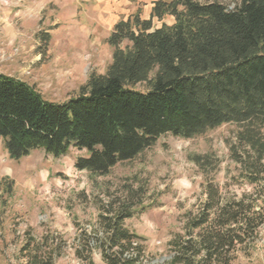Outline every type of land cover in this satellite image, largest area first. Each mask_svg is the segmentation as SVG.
I'll return each mask as SVG.
<instances>
[{
    "label": "trees",
    "instance_id": "trees-1",
    "mask_svg": "<svg viewBox=\"0 0 264 264\" xmlns=\"http://www.w3.org/2000/svg\"><path fill=\"white\" fill-rule=\"evenodd\" d=\"M166 17L174 23L155 28L154 20ZM43 40L48 44L50 36ZM107 43L113 56L106 73L92 72L64 103L46 101L34 87L0 75V142L14 160L36 150L55 158L71 148L84 150L88 156L77 159V170L106 176L165 135L193 139L237 125L230 157L252 191L228 197L207 181L205 200L169 243V264H233L264 226V0H239L234 8L158 0L149 19L136 13L118 22ZM140 84L147 90H137ZM194 161L207 175L216 167L208 156ZM137 200L129 191L101 206L92 232L77 239L78 259L95 264L99 251L106 264H144V238L125 227ZM22 252L24 264H57L62 242L45 235Z\"/></svg>",
    "mask_w": 264,
    "mask_h": 264
},
{
    "label": "rangeland",
    "instance_id": "rangeland-1",
    "mask_svg": "<svg viewBox=\"0 0 264 264\" xmlns=\"http://www.w3.org/2000/svg\"><path fill=\"white\" fill-rule=\"evenodd\" d=\"M155 1L0 0V75L34 87L46 101L64 103L79 94L92 72L106 73L113 56L107 39L114 26L136 13L149 19ZM199 1L234 8L239 0ZM163 23L172 25L174 18L154 20L155 28ZM135 88L147 90L145 84ZM238 129L227 124L193 139L165 135L106 176L77 170V159L88 156L84 150L71 148L59 158L36 150L14 160L0 142V264H24V246L45 235L62 242L57 264H84L76 255L79 235L92 232L101 206L129 191L141 204L125 227L144 238V264H169V243L183 233L186 215L205 200L207 181L228 197L252 191L230 157L228 144ZM207 156L216 163L209 175L194 161ZM94 261L106 264L99 251ZM233 264H264V226L258 241Z\"/></svg>",
    "mask_w": 264,
    "mask_h": 264
},
{
    "label": "crops",
    "instance_id": "crops-1",
    "mask_svg": "<svg viewBox=\"0 0 264 264\" xmlns=\"http://www.w3.org/2000/svg\"><path fill=\"white\" fill-rule=\"evenodd\" d=\"M2 18V16L0 17V19ZM63 84V83H62ZM58 86V85H57Z\"/></svg>",
    "mask_w": 264,
    "mask_h": 264
}]
</instances>
